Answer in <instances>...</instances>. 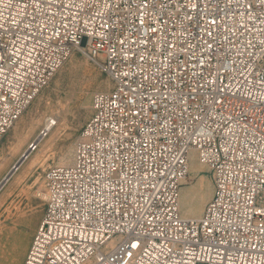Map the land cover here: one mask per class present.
Segmentation results:
<instances>
[{
	"label": "built area",
	"instance_id": "built-area-1",
	"mask_svg": "<svg viewBox=\"0 0 264 264\" xmlns=\"http://www.w3.org/2000/svg\"><path fill=\"white\" fill-rule=\"evenodd\" d=\"M75 55L111 86L43 173L22 264H264V0H0V142ZM191 152L214 186L199 218Z\"/></svg>",
	"mask_w": 264,
	"mask_h": 264
},
{
	"label": "rangeland",
	"instance_id": "rangeland-1",
	"mask_svg": "<svg viewBox=\"0 0 264 264\" xmlns=\"http://www.w3.org/2000/svg\"><path fill=\"white\" fill-rule=\"evenodd\" d=\"M108 80L107 75L102 74L87 57L75 55L65 63L53 78L51 84L42 91L22 116L20 119L22 121L19 120L20 123H16V128L13 127L0 142V152L8 153H4L7 159L0 167V194L14 181V174H20L21 170L17 171V168L25 160V158L22 159V155L33 147V144H38V142L36 143L37 138H42L40 133L44 121L37 128L36 136L27 138L28 140L25 139L24 145L18 152L10 151V154L8 151L10 145L16 143V140L18 141L21 136H24L25 128L23 124L31 121L33 117L38 118L42 115L41 112L37 113V106L42 110V104L47 99L54 101L55 110H51L45 118L51 114L57 117L58 113L62 111V105L67 106L72 111L68 128H65L54 140L52 150L54 155L49 158L47 168L57 164L60 153L67 150L68 147L74 146L89 115L92 96L99 91L107 90V85L110 83ZM49 137V135L46 136V138ZM32 152H35V150L30 149L28 155ZM31 170L26 181L17 184L14 191L0 206V264L22 263L45 210V200L36 192L38 188L36 178L40 176V180H42L43 170L38 167H33ZM205 171V174L209 175L208 178L211 180L210 172ZM197 180V178L189 175L183 187L194 188L198 185Z\"/></svg>",
	"mask_w": 264,
	"mask_h": 264
},
{
	"label": "bare ground",
	"instance_id": "bare-ground-1",
	"mask_svg": "<svg viewBox=\"0 0 264 264\" xmlns=\"http://www.w3.org/2000/svg\"><path fill=\"white\" fill-rule=\"evenodd\" d=\"M108 81L110 83H109V85H107V90L111 86V81L110 80H108ZM103 91H105V90H103ZM99 92H101V91H99ZM90 103H91V101H90ZM42 105H43L42 110H40V107L37 106V113L39 114L41 112L42 115H40V117H38V118L33 117V119L31 121H28L26 124L25 123L23 124V127L25 128L24 136L20 135L21 137L18 139V141L16 140V143L10 145V148L8 147L9 148L8 151L9 152L10 151H12V152L17 151L18 152L22 148V146L24 145V142L26 140H28L27 138H30V137L33 138L34 136H36L37 128L39 127L40 123H42V121H44V123H43V126H44L45 121L47 119H49V118L54 119L57 122L56 126L54 128H52L51 131L49 132V134H48L50 136L49 138H46V137L37 138V139L35 138L36 143L38 142L36 148L34 149L35 152H32L28 155L30 149L32 150V147H31L28 151L25 152L24 155H22L23 156L22 159L25 158V160L17 168V171L21 170V172H20V174H17V173L14 174V176H13L14 181L11 182L9 184V186L0 194V206L3 204V202L9 196V194L12 191H14L15 186L17 184L19 185V183L26 181V179L28 178L29 173H30V171H32L31 169L33 167L41 168L43 170V173L48 169V167L46 168V166L48 164V160L52 155H54L52 152L54 140L56 137H58V135L65 128H68V124H69L68 122L70 121V118L72 116L71 109H69L65 105H62V107H61L62 111H60L58 113L59 115L57 117H55L51 114L45 118V116L48 115V113H50L51 110H55L54 109L55 104H54V101L52 99H47ZM89 113H90V105H89ZM44 118H45V120H43ZM18 121L16 123H20V121H22V120H20L19 122ZM15 125L13 127L16 128ZM24 128H23V130H24ZM33 146H34V144H33ZM74 150H75V144L73 147L70 146L67 148V150L60 153L58 155V162L55 165L65 166V165L72 163L73 158H74ZM4 153H5L4 151L0 152V167L6 162V159H7L6 155H5L7 152L5 154ZM10 154H11V152H10ZM205 170H208V172H209L208 167L199 161L197 153L191 152L190 156H189V175L198 179L197 180L198 185L194 188H191L189 186H184V187L182 186V188L180 190L179 207H180V211H181L182 215L185 218H199V217H201V215L204 212L206 205L209 203V201L211 200V198L213 196L214 186H213L212 177H211V180H209V178H208L209 175L207 176L205 174V172H206ZM42 178H43V176H42ZM36 180L38 181L37 182L38 188H37L36 192H37V194L42 196L44 199L45 198V196H44L45 191H44V186H43V179L40 180V176H39L36 178ZM7 183H9V182H7Z\"/></svg>",
	"mask_w": 264,
	"mask_h": 264
}]
</instances>
